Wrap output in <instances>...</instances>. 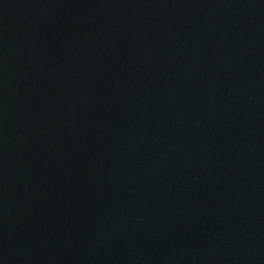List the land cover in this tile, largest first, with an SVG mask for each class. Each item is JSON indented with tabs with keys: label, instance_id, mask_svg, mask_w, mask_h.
Returning <instances> with one entry per match:
<instances>
[{
	"label": "water",
	"instance_id": "water-1",
	"mask_svg": "<svg viewBox=\"0 0 264 264\" xmlns=\"http://www.w3.org/2000/svg\"><path fill=\"white\" fill-rule=\"evenodd\" d=\"M0 264H264V0H0Z\"/></svg>",
	"mask_w": 264,
	"mask_h": 264
}]
</instances>
